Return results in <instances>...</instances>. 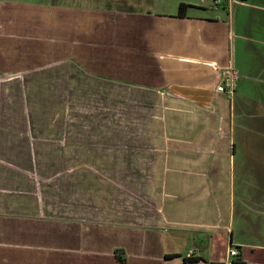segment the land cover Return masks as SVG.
<instances>
[{
	"label": "crops",
	"instance_id": "crops-1",
	"mask_svg": "<svg viewBox=\"0 0 264 264\" xmlns=\"http://www.w3.org/2000/svg\"><path fill=\"white\" fill-rule=\"evenodd\" d=\"M253 7L0 0V264H216L198 243L231 232L241 261L224 264H264ZM229 65L232 97L217 90ZM236 214L262 244L234 243Z\"/></svg>",
	"mask_w": 264,
	"mask_h": 264
},
{
	"label": "rangeland",
	"instance_id": "rangeland-1",
	"mask_svg": "<svg viewBox=\"0 0 264 264\" xmlns=\"http://www.w3.org/2000/svg\"><path fill=\"white\" fill-rule=\"evenodd\" d=\"M261 1L264 0H232L231 4L233 2V4L235 5V7H238L239 5H241V3H246L247 7V13L251 14L252 12H254V5H258V3H260ZM236 11V9H235ZM234 13V11H233ZM235 15L237 16V13H235ZM233 230H234V234H235V242L237 243L238 241H240L241 239L244 241H246L247 243H250V245H257V244H262L264 241L257 236V230H253L251 232H249L248 230H250V228L248 230L242 231L239 225V217L236 214L235 220H234V225H233ZM264 233V231H263ZM232 232L224 237L223 239H220L219 236L214 237V240L209 242L208 246H202L198 243L199 247L201 248V253L203 255V257H205L206 259H211L213 261H215L216 264H224V262L226 261V259H230L232 260V263L235 261V259L238 257L234 254V251L239 252L238 248L236 246H234L232 240ZM190 238H201L199 236L196 237H190ZM263 241V242H262ZM174 248V245L171 243L170 244V249ZM182 249H184L183 251H186V247L183 245ZM182 251V252H183ZM183 252V253H184ZM211 257V258H210Z\"/></svg>",
	"mask_w": 264,
	"mask_h": 264
},
{
	"label": "built area",
	"instance_id": "built-area-1",
	"mask_svg": "<svg viewBox=\"0 0 264 264\" xmlns=\"http://www.w3.org/2000/svg\"><path fill=\"white\" fill-rule=\"evenodd\" d=\"M231 1L232 0H230V4ZM220 3H221L220 1H216V5H219ZM239 80H240V76L234 66L229 65L223 67L221 69L220 80L217 86V90L223 92L229 97H232L238 89ZM231 254L239 256V252L237 251H234V253ZM191 255H193L192 252H190V256Z\"/></svg>",
	"mask_w": 264,
	"mask_h": 264
},
{
	"label": "trees",
	"instance_id": "trees-1",
	"mask_svg": "<svg viewBox=\"0 0 264 264\" xmlns=\"http://www.w3.org/2000/svg\"><path fill=\"white\" fill-rule=\"evenodd\" d=\"M190 8H191V6H189V5L181 4L180 7H179L178 15L181 16V17L185 16L186 15V12ZM179 257L180 256H178V255H170V256H167L166 258L167 259H174V258H179ZM201 260H202L201 258H187V259H184V261L185 262H188V263H191V262H199ZM240 261H241V259L239 257L237 260L234 261V263H240Z\"/></svg>",
	"mask_w": 264,
	"mask_h": 264
}]
</instances>
